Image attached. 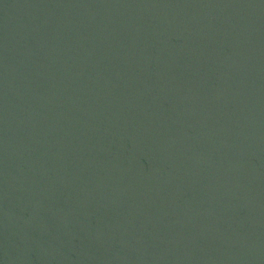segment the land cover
<instances>
[{
	"label": "water",
	"instance_id": "water-1",
	"mask_svg": "<svg viewBox=\"0 0 264 264\" xmlns=\"http://www.w3.org/2000/svg\"><path fill=\"white\" fill-rule=\"evenodd\" d=\"M0 264H264V0H0Z\"/></svg>",
	"mask_w": 264,
	"mask_h": 264
}]
</instances>
